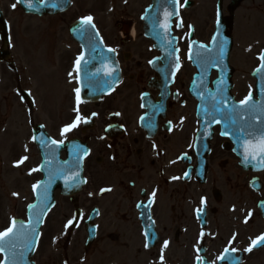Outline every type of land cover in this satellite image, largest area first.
I'll return each mask as SVG.
<instances>
[{
    "label": "flooded vegetation",
    "instance_id": "1",
    "mask_svg": "<svg viewBox=\"0 0 264 264\" xmlns=\"http://www.w3.org/2000/svg\"><path fill=\"white\" fill-rule=\"evenodd\" d=\"M14 2L0 0L6 20L10 10H21L11 7ZM72 2L80 10H99V15L93 14L104 43L115 49L121 81L101 99L82 101L80 115L90 118L89 122L81 123L66 138L59 130L75 119L77 106L74 47L63 45L65 37L73 41L69 36L73 18L54 21L66 12L37 16L46 21L34 27L20 24L24 27L23 50L40 56V60H23V64L14 57L15 24L7 23L6 45L0 31V149L7 146L6 157L0 158V181L5 180L2 173L17 170L13 190L21 189L23 177L31 180L30 185L42 179V171L31 172L43 163L40 149L31 139L38 133L37 137L46 134L54 140L64 139L69 153L76 145L88 150L87 155L80 153L81 189L67 196L54 190V205L41 229L35 264H161V254L164 264H200L198 255L204 264H264V245L245 251L251 239L264 234V167L256 160H244L242 145L251 137L243 136L237 142L236 131L222 135L225 123H210L202 110V104L207 107L213 102L209 93L215 95L217 82L226 71L210 69L204 100L191 88L201 69L188 58L189 44L196 40L209 45L217 13L230 16L233 0H202L198 10H180L182 27H177V19L172 20L181 65L175 74L174 56L158 48L152 35L143 36L140 18L144 11L131 8L132 1ZM138 3L142 5V1ZM120 9L108 17L106 10ZM238 9L234 10L231 33L237 16L253 32L241 42L235 38L230 51L235 102L249 91L257 97L252 75L264 52V10ZM253 19L259 23L253 24ZM30 29L40 38H32ZM227 86L223 81L225 93ZM23 156L28 159L14 166ZM67 157L68 152H59V160ZM2 184L8 190L7 183V188ZM201 198L205 199L203 206ZM201 207L204 210L198 215L196 210ZM74 216L73 225L65 229ZM4 219L0 214V222ZM164 241L169 242L167 248ZM226 247L237 251L225 254ZM222 254L226 259H218Z\"/></svg>",
    "mask_w": 264,
    "mask_h": 264
},
{
    "label": "snow or ice",
    "instance_id": "2",
    "mask_svg": "<svg viewBox=\"0 0 264 264\" xmlns=\"http://www.w3.org/2000/svg\"><path fill=\"white\" fill-rule=\"evenodd\" d=\"M23 0H17L16 4L11 5L12 8H16L18 3H22ZM45 0H41V3H44ZM170 2L177 5L176 11L174 12H165V22L161 27L165 30V35L170 33L171 25L169 23L170 18L173 15H179V6L180 0H170ZM185 4H187V0H185ZM53 7H57L58 5L53 4ZM27 7L32 8V0H28ZM146 18V17H145ZM94 18L91 15L83 16L80 19L79 23V31L81 35L88 33L89 29H95V24L93 23ZM219 12L217 13V27L219 28ZM183 22L181 21L177 24V27H182ZM191 25L189 28L191 29ZM190 34V33H189ZM95 36H99V32H95ZM100 43H103V40H100ZM171 44V41L168 42ZM197 42L192 41L189 44V59H192V47ZM226 41L217 42V36H213L211 45L200 44L199 49L203 50L204 56L202 58V67H220L223 61V56L225 52V45ZM91 51H96V46H91ZM108 52H115V49L108 48ZM178 49H173V52H178ZM198 56L201 53L198 51L196 53ZM169 55H172L170 52ZM94 59V57H91ZM258 59L261 61L260 65L255 69L256 73L261 74V79L264 80V52H261ZM89 61L85 60V53L81 52L79 56L76 57L75 60V71L77 73L81 70L82 64H88ZM149 63H153V61H149ZM181 67L179 56L176 57V68L179 69ZM99 69H97L96 73L90 74V79H95L99 73ZM116 71L115 68L109 67L107 70V75L112 76L113 73ZM69 77L73 76L72 72L68 73ZM223 80L217 82V92L221 93L219 98L209 93V96L212 98V103L205 107L202 104V110L204 114L211 118L209 121L211 123L212 120L215 122L220 123L223 121L225 123V131L222 132V135L228 136L230 132L238 131V133L242 134L244 137H251V139H244L243 148H244V160L245 162H249V160H256L259 162L260 166L264 167V104L259 102H253V95L252 92L249 91L248 95H246L243 99H241L238 103H232L231 106H228L227 97L223 95ZM95 87H111V83L107 80L103 81L101 84L97 82ZM264 91V89H262ZM76 94V107L73 111L76 113L75 119L70 122L66 123L60 130L59 135L61 137L66 138L67 134L72 132L73 129L79 127L81 123H88L90 118H85L80 115L79 105L82 103L81 100V88L77 87L74 89ZM31 96V93H28ZM201 99L204 100V96L201 93ZM21 101L24 100V97H20ZM35 103V101H33ZM144 105L142 104L141 107ZM97 113H92V116H96ZM114 115L119 116L120 113H115ZM219 116L220 120H216V117ZM140 119L143 121L145 119L144 116H141ZM239 125L238 129H235L233 126ZM169 130H171V121H169ZM43 127V125H41ZM247 129H252V131H248ZM238 134L236 136L237 142L241 140V135ZM33 141H37V137L33 135L31 137ZM39 144L42 147L47 148L49 145H56L59 147L60 145L64 144L65 140H54L51 138H45L41 135L39 139ZM25 150H27V146L25 145ZM55 150L52 149L50 151L45 152V159L44 162L36 168L31 169V172L37 171H47L48 179L44 181H37L36 184L32 185V190L36 194V198L39 201L38 204H29V218L27 224L24 221H18L17 218L12 217L10 218V222L7 227H5L2 231H0V254H4V258L0 260V264H24L25 261V254L29 250H33L35 244L39 238V232L37 230V225L43 223V215L46 214L48 210V190L51 185V182L63 176L68 168L61 166L59 168H52V160L55 159L54 155ZM81 152L84 155L88 154L87 149H82L79 145L74 146L73 148V155L77 157L75 163L78 164L82 157L79 155ZM51 156L52 160H49L48 157ZM28 159L27 156L21 157L14 166L19 167ZM69 162L65 161V165H68ZM31 172L29 174H31ZM79 175L78 172L73 173L70 179H75ZM188 173H185L187 176ZM173 179H178V177H173ZM101 191H110V189H102ZM14 196H17L18 193H13ZM152 196L155 197V191L152 193ZM205 204V199L201 198V205ZM39 209V211L33 212L32 210ZM203 207L198 208L197 214L203 212ZM251 216V213H249ZM76 217L74 216L72 219L67 221L65 224V229L69 226L73 225L74 220ZM247 222V219L245 220ZM205 234L203 232L200 233V237L203 238ZM233 240H235V235L233 236ZM232 241L229 243L231 244ZM168 241H164V248H167ZM264 245V234L257 236L254 239L250 240V245L248 248L245 249L247 252H251L253 248ZM145 247H148V244H145ZM199 251V249H197ZM236 252V248H225L224 253L227 254L229 252ZM220 260L226 259V256L222 254L218 257ZM196 260L200 262V264H204L203 258L199 255L196 257ZM161 264H164V257L161 254L160 256Z\"/></svg>",
    "mask_w": 264,
    "mask_h": 264
},
{
    "label": "water",
    "instance_id": "3",
    "mask_svg": "<svg viewBox=\"0 0 264 264\" xmlns=\"http://www.w3.org/2000/svg\"><path fill=\"white\" fill-rule=\"evenodd\" d=\"M240 1L241 0H235L234 5L231 8V14L233 13L234 8L240 3ZM27 3H28V0H23V2L20 3L21 6L23 7L24 11H26V12L35 13V14H44V13L55 14V13H60V12L65 11V10H62V8L64 9L69 2H68V0H45L44 3H41L38 0H32V4H33L32 8L27 7ZM53 4H56L58 6L53 7L52 6ZM176 8H177V5L170 2V0H152L151 6L146 9L147 10L146 14L143 17V20L145 23V25H144L145 36L148 35V28H149L150 24L152 25V27H153V22L155 24H158V23L163 24L165 22V12H174V11H176ZM150 12H151V16H150ZM175 16L176 15H173L170 18L169 23H170L171 19ZM231 20H232V17H231ZM2 23H3V20H2L1 14H0V24H2ZM79 23H80V20H77L70 26V33H71V36L81 44V46L83 48V53H85V60L89 61L88 64H82L81 65V70L79 72L81 87L83 88V97L86 99H93V98H95V96H99L100 94H104V93H107L108 91H110L114 87V85H116V83L118 82V80L120 78V74H119V69H118L117 63H116L115 54L113 52H108L107 51L108 48H106L103 43L102 44L100 43L101 39L99 38V36L98 37L95 36V32H96L95 29H89L88 33L81 35V32L78 30L79 29ZM231 24H232V22H230V20H228V21H226L224 19L220 20L219 28L217 27V32L215 34V36H217L218 44L221 41H226V43L224 45L225 52H224V56H223V61H222V64L220 67L227 69L228 79H230V77H231V75H230L231 72H230V68L228 65V58H229V53H230V49L232 46V36L228 33L227 28L229 26H231ZM152 31H153L152 36H154L156 39L160 40V38H161L160 32H156L157 30H155V29H153ZM168 36L170 39V33ZM170 40H171V44H169L168 42H166L164 44H165V46L169 52L174 53L173 52L174 38L171 37ZM92 45L96 46L95 52L91 51ZM196 53L197 52H192V54H194L193 56L197 55ZM203 55H204V53H203ZM91 57H94V59H91ZM194 64L195 65L202 64V60H200L198 58L196 59L194 57ZM109 67H113L116 69V71L113 73L112 76L107 75V70ZM97 69L100 70L97 77L95 79H90V74L96 73ZM254 76L257 78L258 97L260 98V101H255L253 99V102L254 103L259 102L261 104H264V91H262V89H264V80L261 79V74H258L256 72L254 73ZM105 80H107L111 83V87H95L97 82H100L102 84L103 81H105ZM233 127L235 129H238L239 125H236ZM61 166L68 168V171H66L63 176H60L51 182V185H50L49 190H48V196H49L48 209L50 208V206L53 202L52 190H53V187L56 185L57 182L66 193L71 191L72 189H75L76 187H78L80 185V182H81L80 181L81 180L80 179V176H81L80 166L73 168L69 164L65 165V162H62L58 166V168ZM76 172H78L79 175L74 180L70 179L69 177H71L72 174L76 173ZM45 174H46V179H48L47 171H45ZM46 179H44V180H46ZM66 193H64V194H66ZM38 203H39V201L36 200V202L33 204H38ZM32 211L36 212V211H39V209H35ZM44 216H45V214L43 215V219H44ZM28 218H29V210H28ZM41 224L42 223L37 225L38 232L40 230ZM34 249H35V246H34ZM34 249L26 252L24 264H34V262L32 261ZM2 255L4 258V254H2Z\"/></svg>",
    "mask_w": 264,
    "mask_h": 264
},
{
    "label": "rangeland",
    "instance_id": "4",
    "mask_svg": "<svg viewBox=\"0 0 264 264\" xmlns=\"http://www.w3.org/2000/svg\"><path fill=\"white\" fill-rule=\"evenodd\" d=\"M129 2H131L132 7L136 10H141L142 7H146L148 0H128ZM138 1H142V5H140L138 3ZM202 0H194V6L192 8H189L188 10H198V8L200 6H202L201 4ZM14 4H16L14 2ZM77 4V2H76ZM74 3V6L71 8V10H69L67 12V14H64V16L55 19L54 21L57 23H60L63 19V17H71L73 18V20L78 19L80 17L83 16H88L90 14L93 15V13H98L99 10H80V8H78V4L76 5ZM123 7V5H122ZM264 10V0H246L241 7L238 9L239 11L241 10ZM107 13L109 14L108 17L110 18V14H112L113 12H121L120 10H106ZM110 11V12H108ZM99 15V13H98ZM93 17V16H92ZM94 18V17H93ZM238 16L236 17V25L235 28L233 30V33L235 34V38L241 42L243 41V39L246 37L247 33H252L253 30L251 29L252 27L248 26L247 22L242 20V19H238ZM111 19V18H110ZM8 20L10 21L11 24H15L14 26H16V28H14V32L12 34V37H14V57L16 58V60L18 61V63L23 64V60L24 61H28L30 59L32 60H40V56L39 55H35L34 53H27L26 50H23V45H24V36H23V30L21 27V25L24 24H30L32 27H34L36 25V23L38 22H45V19L40 20L39 18L35 17V16H30L25 14L22 10H10V13L8 15ZM95 21V19H94ZM97 21V19H96ZM253 24H258V20L257 19H253L252 20ZM29 32L32 35V38H40L34 31H32V29L29 30ZM43 36L47 39L51 38V36L47 35L46 33H42ZM31 38V39H32ZM239 38V39H238ZM63 39V37H62ZM63 45L66 46H73L74 47V54H79L80 53V47L78 44H76L75 42L71 41L68 37H65L64 39V43ZM48 53V51H47ZM47 53L43 54L44 57V62H45V57L47 55ZM38 63V62H37ZM48 66V68H51V66ZM42 74L39 75V77ZM45 101V100H44ZM50 100H47L46 105L49 106L50 104ZM6 144V143H5ZM30 145V144H29ZM6 149H0V158H4V156L6 157V151H7V146H3ZM6 167V165H5ZM3 171L2 168V164L0 163V172ZM3 178L5 180H3L2 182L0 181V214H3L5 216L4 222H0V230L4 229L5 227L8 226L9 224V217L11 215L16 216V217H21V218H26V214L23 211V205L25 204H29L33 201V195H32V191L29 188L28 184L31 180H25L24 177L22 178V187L21 189L18 190H13L15 188V182L18 181V176H19V170L17 171H7V173H2ZM2 183H4L5 188L8 187V190H5L4 188H2ZM7 183V185H6ZM13 193H18L17 196H14ZM3 201V202H2ZM3 205V207H2ZM17 207V208H16ZM24 213V215H23ZM2 259V256L0 254V260Z\"/></svg>",
    "mask_w": 264,
    "mask_h": 264
}]
</instances>
